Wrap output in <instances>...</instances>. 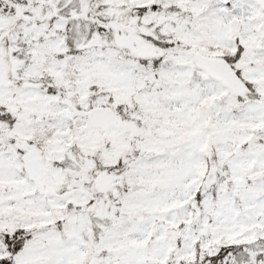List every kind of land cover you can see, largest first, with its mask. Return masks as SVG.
Wrapping results in <instances>:
<instances>
[{
	"label": "snow or ice",
	"instance_id": "1",
	"mask_svg": "<svg viewBox=\"0 0 264 264\" xmlns=\"http://www.w3.org/2000/svg\"><path fill=\"white\" fill-rule=\"evenodd\" d=\"M0 264H264V0H0Z\"/></svg>",
	"mask_w": 264,
	"mask_h": 264
}]
</instances>
